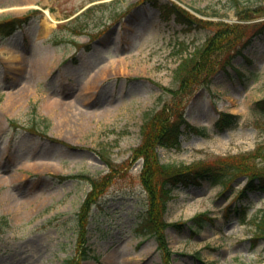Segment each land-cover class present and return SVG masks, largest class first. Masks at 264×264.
I'll use <instances>...</instances> for the list:
<instances>
[{"label":"rangeland","instance_id":"374dc122","mask_svg":"<svg viewBox=\"0 0 264 264\" xmlns=\"http://www.w3.org/2000/svg\"><path fill=\"white\" fill-rule=\"evenodd\" d=\"M157 1L214 23L264 21V13L243 21L232 5L264 7V0ZM22 15L21 27L0 36V264H264L254 223L264 191L237 199L242 180L226 190L208 181L179 185L163 218L182 226L162 231L161 247L147 230L149 194L134 155L142 123L166 102L183 103L187 121L207 131H184L178 149L158 146L167 166L206 163L264 141V110L255 105L264 98V31L208 86L196 81L173 96L176 65L213 24L186 29L162 20L148 0H0V21ZM66 101L79 103L72 121L60 114ZM219 111L237 114L236 125L215 130ZM36 115L49 120L56 141L27 130ZM91 180L98 186L83 222L77 211ZM198 213L208 214L202 226L191 221ZM85 244L96 259L69 262Z\"/></svg>","mask_w":264,"mask_h":264},{"label":"trees","instance_id":"16d2710c","mask_svg":"<svg viewBox=\"0 0 264 264\" xmlns=\"http://www.w3.org/2000/svg\"><path fill=\"white\" fill-rule=\"evenodd\" d=\"M148 1L158 8L162 19L169 20L173 18L176 22L186 26V29H191L200 24H213L215 26V30L207 36L204 43L199 47H195L192 53H188L181 58L176 65L174 74L180 79V87L169 89L173 96H179V93L183 95L189 93L190 91L187 92L189 87L193 86L196 81H205V84H208L218 69H224L227 65H231L233 58L240 54L254 37L264 31V21L260 23L253 22L254 24H251V22L224 21L214 23L211 20H201V18L196 17L173 2ZM232 5L236 7L237 13L242 14L240 19L243 21L253 16L252 13H257L256 16L264 13L262 3L245 7H238L235 3ZM27 19V15H22L1 20L0 36L12 33ZM214 57L216 58L213 61ZM203 75L205 78L201 79ZM197 77H199L198 80ZM255 105L264 110V98L257 101ZM183 112V103L180 106L170 102L164 103L159 111H155L143 122L140 129L141 141L134 148V155L142 157L143 160L141 179L145 190L149 194L148 214L152 227L158 231V240L162 246L164 242L162 230L168 225L175 227L180 225L179 223H166L163 219L167 201L171 198L174 187L180 184H198L201 180H208L212 184L221 183L223 189H228L234 181L243 178L244 184L237 192L238 198L246 196L247 192L255 189L264 190V141L258 142L252 150L217 156L214 160L206 163L197 162L178 166H167L160 163L156 151L157 146L178 148L180 145L179 134L183 129H190L194 133L203 135L206 134L204 127H195L188 124L184 119ZM237 119L238 115L236 114L222 112L213 125L216 130H223L236 125ZM42 122H44L45 130L39 134L47 138L46 129L49 126V120L43 118ZM35 127L33 125L29 129L32 132H38L34 129ZM91 182L93 183L92 189L79 212L80 221L83 222L90 202L95 200V191L98 186L95 180H91ZM202 218H205V216L199 214L193 219L196 224L201 225ZM256 227L259 236L264 239V210H262L256 221ZM83 234L81 231V238ZM81 256H89V251L82 248Z\"/></svg>","mask_w":264,"mask_h":264},{"label":"bare ground","instance_id":"6f19581e","mask_svg":"<svg viewBox=\"0 0 264 264\" xmlns=\"http://www.w3.org/2000/svg\"><path fill=\"white\" fill-rule=\"evenodd\" d=\"M63 104L64 105L61 106V108H60V114H61L62 118L65 121H72L73 119H75V114H76L77 110H79V108H78L79 103H77L75 101L74 102L66 101V102H63ZM18 210H20V208Z\"/></svg>","mask_w":264,"mask_h":264}]
</instances>
